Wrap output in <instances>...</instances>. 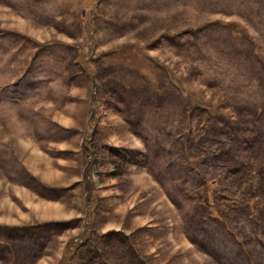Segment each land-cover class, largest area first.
I'll use <instances>...</instances> for the list:
<instances>
[{"label":"rangeland","instance_id":"obj_1","mask_svg":"<svg viewBox=\"0 0 264 264\" xmlns=\"http://www.w3.org/2000/svg\"><path fill=\"white\" fill-rule=\"evenodd\" d=\"M0 264H264V0H0Z\"/></svg>","mask_w":264,"mask_h":264}]
</instances>
